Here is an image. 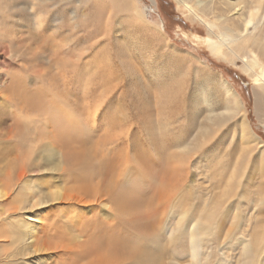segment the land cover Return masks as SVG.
<instances>
[{
	"label": "rangeland",
	"instance_id": "rangeland-1",
	"mask_svg": "<svg viewBox=\"0 0 264 264\" xmlns=\"http://www.w3.org/2000/svg\"><path fill=\"white\" fill-rule=\"evenodd\" d=\"M129 1L0 0V189L6 173L31 158L42 170L29 182L59 186L76 142L53 131L48 148L44 122L73 114L94 170L138 156L117 191L143 189L123 217L139 223L140 256L122 264H264V148L251 138L264 144V88L244 59L211 53L205 39L215 38L213 28L184 0ZM260 11L248 33L264 42V0ZM22 189L0 197V218L13 213L0 219V264H51L54 255L28 247L27 234L63 207L32 206L31 197L15 206ZM16 232L21 240L10 238Z\"/></svg>",
	"mask_w": 264,
	"mask_h": 264
},
{
	"label": "bare ground",
	"instance_id": "bare-ground-1",
	"mask_svg": "<svg viewBox=\"0 0 264 264\" xmlns=\"http://www.w3.org/2000/svg\"><path fill=\"white\" fill-rule=\"evenodd\" d=\"M121 1L124 7H129V0ZM184 1L186 2L184 5L190 14L194 15L196 19L198 18L202 22L204 21L209 29L213 28L215 38L211 39L208 37L205 39L211 53L224 60L232 61L230 55L234 56V58L244 59V70L256 84L264 88V42H260L257 37H254L255 35L250 36L248 33L249 25L260 15L259 11L262 0H256L253 6L249 4L250 0H248V2L247 0ZM131 2L132 10L141 17L133 1ZM233 15L239 17L237 21L232 19ZM206 18H208V21H205ZM211 19L213 22H210ZM0 31H2V28ZM210 32L208 34H210ZM222 50L225 52L222 53ZM249 53L253 55L251 59H248ZM260 86L259 88H261ZM225 89L228 94L233 95V108H230L232 112L239 107V103L235 95L231 93L228 88ZM49 107L56 109L54 104L52 106L49 105ZM20 109L23 111L22 108ZM71 116H73V114H71ZM71 116L61 119L57 118L55 120L48 117L45 118V122L43 121L46 124L44 132L48 134L46 138L49 139L48 148H54L53 138L55 136L53 137L51 135L53 131H57L58 137L62 140H74V142H76L68 155V161L65 162L66 167L72 164L70 172L69 174H64L63 179H58L59 186L55 187L53 185L55 181L52 182V178L46 182H40L41 184L37 186L30 183L28 179L35 177V174H38L42 170L32 167L33 164L39 166V162L38 160L36 162L32 161L31 158L29 162L24 160L13 167L16 169L13 175L10 173L11 171L6 173V183L2 184L0 197H10V192L22 187L21 195H19V192L16 194L15 206H17V204L20 206L26 204L28 198L31 197L32 206H46L45 204H47L49 207L57 203L63 207L60 212L56 213L51 219L47 217L45 225L42 224L43 222L41 223V225L44 226L35 227L37 224H34L33 233L27 234V239H31L28 247H32L35 251H41L43 254L54 255L51 264H122L123 260L125 261V257H136L138 260L140 256L138 240L141 238L134 237V231L139 230V223L137 224L135 219L132 220L127 217L132 220H126L127 225H130V227H128L125 225L123 217L128 214L126 209H129V205L131 206L133 200L138 198V196H136L137 192H142L143 189L141 188L136 191L134 185L132 186L133 190L124 191L122 189L120 192L117 191V189L119 190L121 181L128 178V176L124 174L125 171H131L132 168H135L136 164L138 166V156L135 157L134 155L133 159L129 158V160H125L124 163H122V160H119V158L113 157L112 160L99 163L97 166L98 169L94 170V167L90 165V162L93 161L89 155L91 147L89 146V141L86 140L87 134L84 129L77 128L76 122L71 119ZM246 124L244 120L241 121L243 130H246ZM63 130L66 131V133ZM8 132L9 131H6L2 136L4 135L7 139H10L12 138L10 136L12 132L10 131V134ZM251 138L253 139L252 141L261 143L264 148V144L258 136L252 134ZM105 143L107 145L106 141ZM120 143L121 141L119 138L110 142L111 148L109 149L112 150L114 155L119 153L117 150L120 149L114 147ZM245 145L247 144L245 143ZM245 145L243 147H245ZM67 170L68 168H66V171ZM136 173H138V171ZM163 182L164 181L160 179L161 185L166 181ZM161 185L159 189H161ZM150 197L151 199L152 197L154 198L153 193H151ZM164 197H166L165 192L160 194L159 199ZM167 203L168 202H166V204ZM158 205L159 204H157V206ZM102 206L106 208V211H103L105 209H102ZM147 206H149V203ZM12 214L13 213L4 214L2 218H0L1 222H6L7 218ZM147 226L148 225H146V227ZM12 231L15 230L12 229ZM10 238L21 240L20 232L13 233ZM243 246V250H245V254H247L246 252L249 245L245 244ZM194 256L195 251L192 247V258Z\"/></svg>",
	"mask_w": 264,
	"mask_h": 264
}]
</instances>
